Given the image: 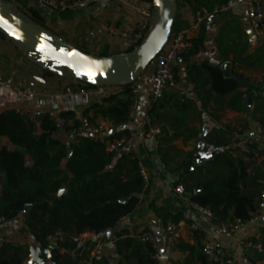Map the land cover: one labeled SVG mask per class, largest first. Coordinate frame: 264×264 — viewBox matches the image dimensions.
Instances as JSON below:
<instances>
[{
    "label": "crops",
    "instance_id": "obj_1",
    "mask_svg": "<svg viewBox=\"0 0 264 264\" xmlns=\"http://www.w3.org/2000/svg\"><path fill=\"white\" fill-rule=\"evenodd\" d=\"M6 1L21 13L37 11L40 25L46 30L98 57L126 53L122 39L112 36L109 28L133 33L139 22L133 0H91L85 9L64 12L43 8L37 0ZM176 1L174 31H182L190 27L198 11H214L226 0ZM89 33L96 38L87 44L84 38ZM191 42L192 49L182 52L175 62V90H167L155 104L148 91H144L131 124L113 125L109 121L110 129H116V138L127 139L129 150L138 157L149 177L145 191L137 195V209L118 223V232L100 262L90 259V242H74L73 230L56 232L46 248L57 251L59 264H159L153 262L150 247L138 238L144 232L151 233L163 247L168 224L181 229L180 252L172 255L175 264H213L202 253L203 244L213 242L221 243L235 257L245 256L264 264V254L244 244L252 239L264 245V210L256 223L240 229L234 238H226L218 234L216 225L199 221L191 200L197 190L201 191L198 183L221 184L231 169H243L246 177L240 184L241 193L258 208L264 190V185L259 184L264 182V144L259 140L251 144L250 139L256 138L264 122V40L257 39L249 25L245 0H235L232 9L206 23ZM12 71L17 80L35 87L40 95L29 100L18 97L14 91L0 90V115L17 110L35 113L36 135H41V121L51 110L59 112L70 125L79 124L84 118L103 120L94 105L104 97L65 95L68 87L76 85L73 76L61 77L43 70L13 40L0 33V73L8 76ZM113 90L119 91V98H126L120 89ZM252 93L255 97L248 108L247 99ZM152 112L162 132V147L156 146L157 138L146 134L147 116ZM52 137L67 147L68 153L77 144L58 131ZM200 143L205 144L206 153V148L212 146L218 154L211 161L195 165L193 159ZM0 149L12 152L18 148L0 136ZM66 164L63 161L62 170ZM189 168L194 170L189 172ZM179 187L186 196L177 193ZM1 190L2 184L0 193ZM29 234L34 235L28 216L0 220L2 259L29 264ZM71 241L75 247H65Z\"/></svg>",
    "mask_w": 264,
    "mask_h": 264
},
{
    "label": "trees",
    "instance_id": "obj_2",
    "mask_svg": "<svg viewBox=\"0 0 264 264\" xmlns=\"http://www.w3.org/2000/svg\"><path fill=\"white\" fill-rule=\"evenodd\" d=\"M19 13L41 24L37 11ZM233 88L235 86L230 90ZM123 95L128 96V89ZM129 107L128 99L118 96L104 97L100 104L94 105L97 114L113 125L125 123ZM41 122L42 133L36 135L33 124L26 117L15 112L0 115V136L8 138L18 148L12 152L0 149V167L7 174L0 193V220L16 218L25 204L33 203L28 225L37 242L49 247V237L58 231L69 233L73 230L76 236L100 234L114 229L123 218L135 212L139 205L137 195L146 188L136 162L125 157L115 158L106 152L103 142L87 137L77 140L70 148L73 153L69 157V149L52 137L56 128L48 116ZM109 140H117L116 135ZM65 160L66 168L62 170ZM245 177L243 169L240 172L231 169L221 184L198 183L201 191L191 200L211 209L220 221L249 220L257 208L250 197L241 193L240 184ZM64 187L69 192L59 198L58 193ZM70 246L75 247V244L71 241L65 245ZM150 253L153 256L151 248ZM53 258L58 261L56 250ZM0 264L20 262L3 260L0 250Z\"/></svg>",
    "mask_w": 264,
    "mask_h": 264
},
{
    "label": "built area",
    "instance_id": "obj_3",
    "mask_svg": "<svg viewBox=\"0 0 264 264\" xmlns=\"http://www.w3.org/2000/svg\"><path fill=\"white\" fill-rule=\"evenodd\" d=\"M43 8H50L55 11L81 10L87 8L91 0H37ZM247 9V18L249 25L259 40H264V0H245ZM235 6V0H226L225 3L214 11L202 9L198 11L194 17V21L190 27L182 31H174L170 41L166 47L156 56L150 63L145 72L140 75L133 83L124 87H97L89 88L88 85L77 81L76 85H72L65 90L67 96H88L95 94L101 98L109 96H118L120 89L123 93L128 89L126 99L130 102L128 115L125 123L131 124L137 113L140 96L144 91H148L153 104L161 100L167 90H175L177 88V73L175 62L182 52L189 51L193 45L191 42L192 36L202 31L203 26L215 20L220 14L225 13ZM133 8L139 16V22L136 30L133 33H127L116 29L109 28V32L114 37H119L123 41V47L126 52L136 49L147 37L149 32L154 27L156 12L153 7V2L146 0H133ZM96 35L89 33L85 36L84 41L87 44L93 43ZM0 90L14 91L20 98L29 100L36 99L40 92L33 86L27 85L16 79L14 71L8 76L0 73ZM17 114L26 117L32 124L34 131L36 129L35 122L37 116L32 112L16 111ZM48 118L56 128V132H61L77 141L81 137H87L95 141H101L106 146V152L113 155L115 158L125 157L130 161L136 162L142 178L147 184L149 177L144 172L143 167L138 157L131 153L128 148L127 139H117L110 141L111 135L110 122L108 119L99 121L95 118H84L80 120L78 125H70V123L57 111L51 110L47 113ZM35 134V133H34ZM146 134L157 138L155 144L157 147H162L160 140L162 136L161 129L158 127L156 115L152 112L147 116ZM257 140L264 144V128H258L257 136L250 139L251 144H256ZM208 153L215 151L214 147L206 148ZM7 179L6 172L0 167V184H3ZM264 185L263 181L259 182ZM177 193L186 196L187 193L182 187L177 188ZM34 208L33 203H27L19 212L18 216L27 217L29 212ZM193 208L197 212V217L202 223L214 224L217 227L218 234L226 238H234L235 234L247 225L257 222L260 213L264 210V190L261 191L258 208L249 220L234 219L231 221H220L215 213L206 207H202L193 203ZM111 230L95 233H83L75 237L74 242L87 243L90 242L89 257L92 262H100L105 259L112 239L108 238V233ZM165 243L162 247L155 236L151 233L144 232L139 236V241L148 245L153 252V259L157 263L175 264L172 260V255L180 252L181 248V229L174 224H168L164 230ZM49 237L48 240H51ZM246 246L256 249L259 253L264 254V245L261 242L248 240L244 243ZM1 246V242H0ZM203 256L213 264H259L252 261L248 257H235L221 243H205L202 246ZM46 264H58L57 260L52 258Z\"/></svg>",
    "mask_w": 264,
    "mask_h": 264
},
{
    "label": "water",
    "instance_id": "obj_4",
    "mask_svg": "<svg viewBox=\"0 0 264 264\" xmlns=\"http://www.w3.org/2000/svg\"><path fill=\"white\" fill-rule=\"evenodd\" d=\"M156 12L153 29L146 39L134 50L110 57H98L67 44L60 37L32 20L25 19L12 4L0 0V31L13 40L43 70L61 77L73 76L88 86L124 87L133 83L148 68L156 56L166 47L173 33L177 16L176 0H153ZM255 93L249 95L250 108ZM116 129L111 130V135ZM205 144L200 143L193 163L201 165L213 160L218 151L206 153ZM69 157L72 152L68 153ZM32 164V163H30ZM189 168L187 171L192 172ZM67 188L59 191L58 197L66 195ZM198 193V190L196 191ZM124 203V201H122ZM118 232L115 227L108 233L111 239ZM29 264H46L53 258V251L37 242L34 235H27Z\"/></svg>",
    "mask_w": 264,
    "mask_h": 264
},
{
    "label": "rangeland",
    "instance_id": "obj_5",
    "mask_svg": "<svg viewBox=\"0 0 264 264\" xmlns=\"http://www.w3.org/2000/svg\"><path fill=\"white\" fill-rule=\"evenodd\" d=\"M4 2H7L6 0H3ZM8 3V2H7ZM173 30H175V29H173Z\"/></svg>",
    "mask_w": 264,
    "mask_h": 264
}]
</instances>
